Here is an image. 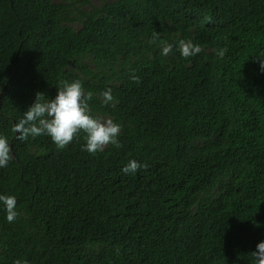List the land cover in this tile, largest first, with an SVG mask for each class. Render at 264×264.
<instances>
[{
  "label": "trees",
  "instance_id": "obj_1",
  "mask_svg": "<svg viewBox=\"0 0 264 264\" xmlns=\"http://www.w3.org/2000/svg\"><path fill=\"white\" fill-rule=\"evenodd\" d=\"M96 1V2H94ZM201 51L180 55L179 44ZM172 52L161 55V47ZM223 51V56L219 52ZM264 0H0V264H255L264 240ZM137 77L138 81L133 79ZM91 92L120 147L17 140L37 93ZM110 88L115 107L102 103ZM129 160L146 167L126 175Z\"/></svg>",
  "mask_w": 264,
  "mask_h": 264
},
{
  "label": "clouds",
  "instance_id": "obj_2",
  "mask_svg": "<svg viewBox=\"0 0 264 264\" xmlns=\"http://www.w3.org/2000/svg\"><path fill=\"white\" fill-rule=\"evenodd\" d=\"M201 49L191 42L179 44L180 55L184 58L196 56ZM172 52L171 45L161 47V55L167 56ZM223 56V51L219 52ZM259 71L264 74V57H256ZM133 79L138 81L137 77ZM102 103L115 107V98L110 88L101 93ZM92 93L85 94L83 85L79 80L63 81L57 88L53 98L45 99L43 93H37L33 103L23 112L13 131L16 139L23 142L39 136H47L57 149H64L74 138L83 133L84 143L81 150L89 154H96L105 149L107 145L119 148L121 125L113 119L102 120L94 116L89 107ZM12 149L7 136L0 135V168L8 166L12 159ZM142 167L140 162L129 160L121 171L130 175ZM0 209L5 213V219L12 223L19 215L17 197L0 193ZM255 264H264V240L256 245V250L251 253Z\"/></svg>",
  "mask_w": 264,
  "mask_h": 264
},
{
  "label": "rangeland",
  "instance_id": "obj_3",
  "mask_svg": "<svg viewBox=\"0 0 264 264\" xmlns=\"http://www.w3.org/2000/svg\"><path fill=\"white\" fill-rule=\"evenodd\" d=\"M94 2H96V1H94ZM100 119H102V120H107L108 118H107V117H104V116H101Z\"/></svg>",
  "mask_w": 264,
  "mask_h": 264
}]
</instances>
